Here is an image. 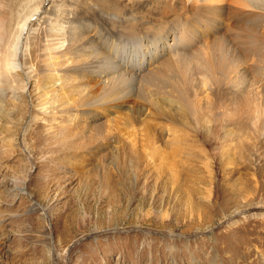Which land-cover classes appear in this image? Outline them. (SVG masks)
Returning <instances> with one entry per match:
<instances>
[{"label": "rangeland", "instance_id": "obj_1", "mask_svg": "<svg viewBox=\"0 0 264 264\" xmlns=\"http://www.w3.org/2000/svg\"><path fill=\"white\" fill-rule=\"evenodd\" d=\"M139 2L42 0L37 16L49 17L66 4L67 17L85 16L82 22L93 28L110 17L122 21L123 11L144 6ZM149 2L156 4L153 11L143 8L140 18L173 17L161 9L170 2ZM31 5L0 0L8 34ZM35 19L26 28L14 75L18 99H12L11 80L5 78L0 90V264H264V117L248 112L244 92L250 85L232 84L237 55L256 42L250 38L243 48L241 40L233 43L235 33L223 32L224 46H213L211 55L217 53L212 57L218 61L224 54L222 62L232 66L217 65L215 77L207 72L212 91L197 96L200 102L186 94L196 111L181 108V98L168 92L170 81L183 90L177 77L191 87L206 73L203 61L193 57L185 73L171 67L162 85L160 79L146 82L149 94L171 101L164 114L151 115L135 92L117 108L81 109L75 118L70 110L77 96L40 89L45 69L39 52L26 61L42 32ZM263 41L258 38L257 52H263ZM242 78L249 81L250 72Z\"/></svg>", "mask_w": 264, "mask_h": 264}, {"label": "bare ground", "instance_id": "obj_2", "mask_svg": "<svg viewBox=\"0 0 264 264\" xmlns=\"http://www.w3.org/2000/svg\"><path fill=\"white\" fill-rule=\"evenodd\" d=\"M27 1L32 4L29 12L24 14L25 17L20 16L18 18L16 26L14 24L9 34L4 22L5 19L0 14V58L1 47L6 44V38H8L3 66H1L0 61V90L3 88L5 78L11 80L12 99H18V94L13 91V85H16L14 75L17 74L21 65L19 55L22 51V39L27 33L26 28L36 17L35 25L39 24L42 27V32L37 39V48L29 50L28 55L30 57L26 61L29 62L34 59L36 52H39L40 55L38 56H40V61L44 67L42 71L45 69L43 74L39 75L37 73L40 89L52 86L60 91L67 90V93L77 96L72 100L70 110L75 118L81 114V109H84L83 112L88 111L90 108L98 109L100 107L101 109L104 104H111L112 107L117 108L132 98L135 92L137 97L141 98L147 107L149 106L151 115L152 113L155 116L156 114H164L166 108L170 110L171 101H167L165 97L157 98L159 95H156L157 97L152 96L151 92L149 94L145 88L146 82L150 80L155 82V79L161 80L162 75L165 76L168 73H164V70L171 67L172 69L178 67L182 73H185L187 62L193 57V61L197 58L200 59V61L198 60L200 63L203 61L201 65L205 67L206 73H202L204 72L202 68L201 72L199 71L202 73V75L199 74L201 78H197L199 81L191 87L187 86L189 84L186 85L183 80L177 79L180 77H177L176 80L183 90L178 89L173 84L174 82L171 83L170 81L171 84L169 83L168 86L170 91L168 92H174L177 95L171 93L172 96L181 98L179 100L182 102L178 100L181 108L192 109V111L197 110L198 107L190 105L187 95L193 94L196 97V102H200L197 96L202 93L204 95V91L207 93L212 91V85L210 84L212 77L210 78L211 75L206 74L215 72L217 65L219 68L224 65L223 62L225 61L222 62L221 60L225 57H222L224 54H221L224 52L222 50L224 33L228 34V31L235 33L239 39H234L233 43L235 40L237 42L239 40L240 43L242 41L243 48L246 47L247 41H251L250 38H252V42L256 43L258 38L264 39V0H165L170 2L167 5L169 8L167 9L163 3L164 5L161 6L162 13L173 17L169 19L166 16H161L155 22L145 21L144 19L147 18H140V13L147 6L149 12L153 11L152 6L156 4L152 2L146 4L147 0H140V5L144 6L137 10H128L129 12L123 11L125 10L124 6L118 5V7L124 8L122 11L125 18L122 21L110 17L107 20H102L100 25L93 28L90 23L82 22L83 18L86 19L85 16H75L71 12L68 14L73 15V17L70 18V15L67 17L64 8L69 7V5L59 3L55 7V14L42 18L37 16L42 0ZM165 10L168 11L164 12ZM170 10L173 11L170 12ZM242 18L245 20L242 21ZM256 18L261 21L258 25H254L255 23L252 22ZM239 23H241V26L238 27ZM96 36L99 39L93 41L92 38ZM169 38H171L170 41H168ZM219 43L223 45L220 46L223 52L220 53L221 59L219 58L220 60L216 61L212 55L217 53L212 51L211 55L210 50L213 46L216 49ZM256 43L255 45L253 43V46L251 45L252 48H248L250 46L248 45L242 52L239 48L241 54L237 55V60L234 59L236 60V67L232 69L234 70L233 73L236 74L235 79H233L236 84L231 83L238 88L250 85V88L244 92V101L250 105L248 112L256 113L259 119L260 114L264 117V102H262V98H264V50L261 49L263 52H257L256 47L258 48L260 44L257 43L259 45L256 46ZM260 43L264 45L262 42ZM216 50L215 52H217ZM216 58L218 59V57ZM28 62H26V65ZM233 63L235 62L233 61ZM197 64H193L194 68L197 67ZM231 66L229 65L230 68ZM190 67L193 68L191 65ZM225 67H227V64L224 65ZM199 68L201 69V66ZM224 68L223 70H225ZM218 71L220 72V70ZM229 71L231 70L229 69ZM248 71L250 72V79L245 81L242 77ZM189 72L192 73V71ZM218 75L219 78L220 75ZM197 76L195 75V78ZM229 76L231 77V75ZM165 78L164 80H166ZM216 81H218V86L219 80ZM161 82L160 85L163 84L162 80ZM149 84L150 82L148 86ZM157 87L159 90L160 86ZM47 95V90L44 89V99H47ZM161 99L166 100V106ZM188 111L190 112V110ZM199 120L197 119L198 122H200ZM21 186H24V184L22 183Z\"/></svg>", "mask_w": 264, "mask_h": 264}]
</instances>
